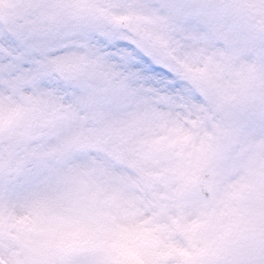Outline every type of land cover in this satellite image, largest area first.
Listing matches in <instances>:
<instances>
[{"label": "clouds", "instance_id": "1", "mask_svg": "<svg viewBox=\"0 0 264 264\" xmlns=\"http://www.w3.org/2000/svg\"><path fill=\"white\" fill-rule=\"evenodd\" d=\"M0 264H264V0H0Z\"/></svg>", "mask_w": 264, "mask_h": 264}]
</instances>
